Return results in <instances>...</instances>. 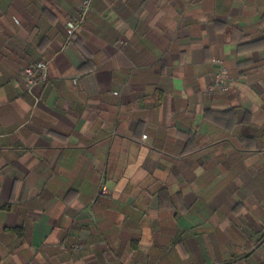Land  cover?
I'll return each mask as SVG.
<instances>
[{
  "label": "crops",
  "instance_id": "1",
  "mask_svg": "<svg viewBox=\"0 0 264 264\" xmlns=\"http://www.w3.org/2000/svg\"><path fill=\"white\" fill-rule=\"evenodd\" d=\"M84 1L0 0V264H264V0Z\"/></svg>",
  "mask_w": 264,
  "mask_h": 264
},
{
  "label": "built area",
  "instance_id": "2",
  "mask_svg": "<svg viewBox=\"0 0 264 264\" xmlns=\"http://www.w3.org/2000/svg\"><path fill=\"white\" fill-rule=\"evenodd\" d=\"M92 0H85L82 4L81 19L89 11ZM78 25L69 24L68 36L71 37ZM53 58L45 59L35 64L25 67L21 72V78L25 84L27 94L33 99L34 107L39 103V96L37 90L49 81L50 66ZM211 63L216 67L217 72L213 77V86L221 93H227L232 87V77L228 69L223 64L222 60L213 58Z\"/></svg>",
  "mask_w": 264,
  "mask_h": 264
}]
</instances>
